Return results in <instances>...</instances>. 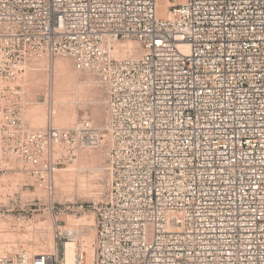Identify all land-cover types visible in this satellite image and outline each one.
<instances>
[{"label": "built area", "instance_id": "1", "mask_svg": "<svg viewBox=\"0 0 264 264\" xmlns=\"http://www.w3.org/2000/svg\"><path fill=\"white\" fill-rule=\"evenodd\" d=\"M159 2L0 0V174L20 162L51 196L61 166L107 136L94 264H264V0H163V15ZM129 42L139 50L119 56ZM44 57L98 76L104 127L29 126L16 82ZM37 204L0 200V225L24 226ZM61 227L56 257L0 239V264H66L79 232Z\"/></svg>", "mask_w": 264, "mask_h": 264}, {"label": "rangeland", "instance_id": "2", "mask_svg": "<svg viewBox=\"0 0 264 264\" xmlns=\"http://www.w3.org/2000/svg\"><path fill=\"white\" fill-rule=\"evenodd\" d=\"M64 62L67 63H65L64 65ZM58 70L61 71V74L63 72L65 73H63L62 76L60 74L59 78L62 77V79L64 78L65 81L67 79V82L70 83H68V85L70 86L72 84V88L74 86H84L90 91H88V95L86 94V99H82V97H84L85 95L80 97L79 95H75L74 93L73 96V93L71 91L69 92L71 97L68 98L71 100L67 105L69 107L71 106L70 110L72 111H70L69 109L68 110L69 113L73 112V114L70 115L69 123L66 125L58 122L51 111L53 110L54 102L50 103V101L52 102V100L56 98L55 96H52V91L53 93L56 92L55 85L57 80H59V78L57 79V76L59 75ZM36 73L37 75H35ZM73 73L79 78L73 75ZM30 74L35 75L34 77L37 76L36 79L41 77L42 82L39 84H35L36 80H34L35 78ZM87 76L90 77L88 78L92 80L93 83L85 80ZM73 79H78L76 81L77 84ZM71 81H73V83ZM16 83L19 84V89H21L23 96V116L28 122L29 126L32 128H43L49 122H52L55 126L58 127L60 125V128H71L79 119L84 117H88L89 119H91L97 127H104L105 125L107 118L106 93L103 87L100 86L101 84L99 82L98 76L93 71L78 69L75 66L73 60L70 58L44 57L40 59H31L26 64L25 71L19 77ZM38 85L39 89L37 90ZM79 100L81 102H79ZM95 105L100 106L103 111L104 116L101 121H94L91 116L92 112L90 111H92V108ZM108 142V137L104 136L103 147L97 149H81L78 152L79 155L77 154V158L63 164L60 170L57 172L54 192L51 196L45 189L37 187V184L33 181L31 176L24 172V167H22L20 162H13L11 164V166L15 168V171L9 172L4 175L0 174V200L7 202L10 197L17 196L21 198L22 196L26 200L34 199L35 202L38 203L37 206L40 207V209L35 211L34 217L29 223H24V226H21L16 230H13L11 228L8 221L2 222V224L0 225V239L4 244V248L10 249L18 243L23 245V247L30 250L32 253L40 251L46 254L53 255V253L56 251V247L57 251L59 250L60 253H62V242L66 241V239L59 240L57 238L55 229L58 225H62L63 227L61 228L64 229V226L66 225L68 228H74L78 230V245H81L85 251L86 262L92 259L91 261L94 264L96 216L93 206L96 202L101 203L107 193ZM84 150H93L95 152L100 151L99 153L97 152V154H102L101 162H99L98 164L93 163L94 165L90 164L92 162H89L88 160H84L83 162V160L80 158V154ZM95 165L97 167H95ZM53 202L55 207H59L65 202L75 204L76 207L82 204L84 207L79 211H76L75 213L64 214L60 215L58 218H54L51 216L48 209ZM85 223H93V225L91 226L92 229L89 228V225L85 226ZM88 237L90 238L87 239ZM90 249L92 250L93 254L91 253ZM53 250L55 251L53 252ZM56 255L57 253L54 254L55 257Z\"/></svg>", "mask_w": 264, "mask_h": 264}, {"label": "bare ground", "instance_id": "3", "mask_svg": "<svg viewBox=\"0 0 264 264\" xmlns=\"http://www.w3.org/2000/svg\"><path fill=\"white\" fill-rule=\"evenodd\" d=\"M158 8H159V14L160 15H163L164 14V12L166 11V8H165V4L163 3V0H160V2H159V5H158ZM133 49H137V50H139V46L137 45V44H134V43H132V42H129V43H122L121 44V49H120V51H119V53H118V55L119 56H122V55H124L127 51H129V50H133ZM66 60V59H65ZM33 61V60H32ZM65 63H67V62H64L63 64L65 65ZM39 64V63H38ZM38 64H37V66H38ZM72 64V63H71ZM43 65V64H42ZM45 65V64H44ZM62 66V65H61ZM69 66V65H68ZM57 67V66H56ZM48 68V67H47ZM61 69V68H60ZM68 69V68H67ZM42 71H44V70H42ZM59 71V70H58ZM33 72V71H32ZM63 72V71H62ZM70 72V71H69ZM34 73V72H33ZM45 73H47V72H45ZM55 73V72H54ZM64 73V72H63ZM62 73V74H63ZM67 73V72H66ZM59 75L57 76V79L59 78V76H60V74H61V71H59V73H58ZM62 74H61V76H62ZM65 74V73H64ZM31 75V74H30ZM35 75H37V73L35 74ZM35 75H31V76H35ZM73 75H75L74 73H73ZM89 75V74H88ZM30 76V77H31ZM39 76V75H38ZM67 76V75H66ZM75 76H77V75H75ZM37 77V76H36ZM36 77H34L35 79L34 80H36V83L35 84H39V83H41L42 82V78L40 77V78H37L36 79ZM74 77V76H73ZM78 77V76H77ZM89 76H87V78H88ZM69 78V77H68ZM79 78V77H78ZM85 79V80H88L89 82H92V80H90L89 78L88 79ZM31 79V78H30ZM45 79V78H44ZM93 79V78H92ZM75 82L78 80H75V79H73ZM31 81H33V80H31ZM70 81V80H69ZM72 83H73V81H71ZM68 83L69 82H67V79H66V81L64 80V78L62 79V77L61 78H59V80H57V82H56V92H54L53 93V91H52V96H55L56 98H54V100H52V102L50 101V103H53L54 102V104H53V110H51L52 111V113L54 114L53 116L55 117V119L58 121V122H60L61 124L63 123L64 125H66V124H68L69 123V117H70V115H72L73 114V112L72 113H69V110L71 109L67 104H68V102L70 103V100L71 99H69L71 96H70V91L73 93V96H74V93H75V95L77 94V95H79L80 97H82L83 95H85L84 97H82V99L83 98H85L86 97V94L88 95V89H86L84 86H78V87H71V85L69 86L68 85ZM78 83H79V81H78ZM93 83V82H92ZM34 84V85H35ZM70 84V83H69ZM76 84H77V82H76ZM42 85V84H41ZM73 85H75V84H73ZM54 86V87H55ZM101 86V85H100ZM34 87V86H33ZM93 87V86H92ZM42 88V87H41ZM96 88V87H95ZM32 89V88H31ZM39 89V85L37 86V90ZM43 89V88H42ZM54 89V88H53ZM76 89H78V90H76ZM98 89V88H97ZM36 90V91H37ZM75 90V91H74ZM95 90V89H94ZM51 91V90H50ZM49 91V92H50ZM38 92V91H37ZM90 92V91H89ZM36 93V92H35ZM92 93V92H91ZM100 93V92H99ZM55 94V95H54ZM98 94V93H97ZM97 94H95V95H97ZM102 94V93H101ZM50 95V94H49ZM72 95V94H71ZM99 95V94H98ZM69 97V98H68ZM52 98V97H51ZM51 98H50V100H51ZM91 98V97H90ZM75 99V98H74ZM86 99V98H85ZM95 99H98V98H95ZM78 100V99H77ZM81 100V99H80ZM79 100V102H81ZM91 100V99H90ZM48 101V100H47ZM89 101V100H88ZM86 102V101H85ZM90 102V101H89ZM88 103V102H87ZM86 103V104H87ZM58 104V105H57ZM89 106V105H88ZM69 109V110H68ZM73 109V108H72ZM68 110V111H67ZM70 111H72V110H70ZM90 112H92V114H91V116H92V118L94 119V121H101L102 119H103V111H102V109H101V107L100 106H98V105H95V106H93V108H92V111H90ZM35 113V112H34ZM51 113V112H50ZM53 118V117H52ZM98 124H99V122H98ZM100 126V125H99ZM59 127H60V125H59ZM63 128V127H62ZM93 150H91V151H87V150H84V151H82V153L80 154V158L83 160V162H84V160H88L89 162H92V163H90V164H98L99 162H101V160H102V154L100 155V154H97V152H95V151H93L94 153H96V154H94L93 152H92ZM100 152V151H99ZM98 152V153H99ZM79 155V154H78ZM93 164V165H94ZM95 167H97L96 165H95ZM94 167V168H95ZM98 168H100V167H98ZM82 170V169H81ZM84 190V189H83ZM78 223V222H77ZM85 226L86 225H89V228H91L92 229V225H93V223H89V224H87V223H85L84 224ZM94 229V228H93ZM10 233V232H9ZM11 234V233H10ZM9 234V235H10ZM89 235V234H88ZM11 236V235H10ZM91 237V236H90ZM90 237H88L87 239H89ZM13 238V237H12ZM90 241V240H89ZM55 244V243H54ZM89 244V243H88ZM91 244H92V242H91ZM90 245V244H89ZM77 246H78V244L75 242V241H70V242H67L66 243V250H65V255H66V264H76L75 263V252H76V249H77ZM92 246V245H91ZM55 249V248H54ZM89 250V249H88ZM91 250V249H90ZM55 250H53V252H54ZM40 252V251H39ZM57 253V247H56V251L53 253V256H54V254H56ZM91 253H92V250H91ZM89 254V253H88ZM93 254V253H92ZM57 256V255H56ZM87 257H88V255H87ZM92 260V259H91ZM90 260V261H91ZM89 260H88V262H86V264H93V262L91 261L90 262Z\"/></svg>", "mask_w": 264, "mask_h": 264}]
</instances>
